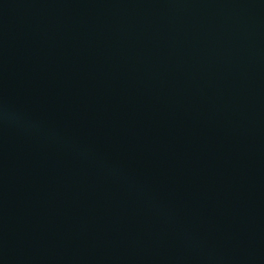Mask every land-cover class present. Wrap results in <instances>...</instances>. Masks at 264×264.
I'll return each mask as SVG.
<instances>
[{
	"label": "water",
	"instance_id": "1",
	"mask_svg": "<svg viewBox=\"0 0 264 264\" xmlns=\"http://www.w3.org/2000/svg\"><path fill=\"white\" fill-rule=\"evenodd\" d=\"M0 264H264V0H0Z\"/></svg>",
	"mask_w": 264,
	"mask_h": 264
}]
</instances>
